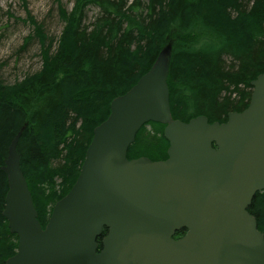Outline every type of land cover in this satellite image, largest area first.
I'll list each match as a JSON object with an SVG mask.
<instances>
[{
    "label": "trees",
    "instance_id": "obj_1",
    "mask_svg": "<svg viewBox=\"0 0 264 264\" xmlns=\"http://www.w3.org/2000/svg\"><path fill=\"white\" fill-rule=\"evenodd\" d=\"M58 3L64 24L58 38L28 19L41 47V70L9 86L0 77V264L18 250L3 214L9 192L3 168L20 133L23 176L46 229L54 206L79 179L113 100L136 86L169 45L171 114L183 123L199 116L224 123L243 112L252 82L264 72V0H75L71 11ZM91 9L98 14L90 17ZM166 127L144 125L128 159L167 160ZM252 203L248 211L264 235V192ZM103 232L99 251L109 233Z\"/></svg>",
    "mask_w": 264,
    "mask_h": 264
},
{
    "label": "water",
    "instance_id": "obj_2",
    "mask_svg": "<svg viewBox=\"0 0 264 264\" xmlns=\"http://www.w3.org/2000/svg\"><path fill=\"white\" fill-rule=\"evenodd\" d=\"M170 54L169 45L113 100L46 229L23 176L21 133L11 141L3 214L19 242L7 264H264V235L248 211L264 192V72L243 112L224 123L204 116L183 123L171 114ZM149 122L167 126V160L128 159ZM182 230L188 233L176 240Z\"/></svg>",
    "mask_w": 264,
    "mask_h": 264
},
{
    "label": "rangeland",
    "instance_id": "obj_3",
    "mask_svg": "<svg viewBox=\"0 0 264 264\" xmlns=\"http://www.w3.org/2000/svg\"><path fill=\"white\" fill-rule=\"evenodd\" d=\"M58 2L67 11L75 5V0H0V77L6 85H13L41 70V47L33 37L35 27L28 19L34 18L49 37L58 38L64 29L58 15ZM96 14V9L89 11L90 17ZM147 132L154 134L151 127Z\"/></svg>",
    "mask_w": 264,
    "mask_h": 264
}]
</instances>
